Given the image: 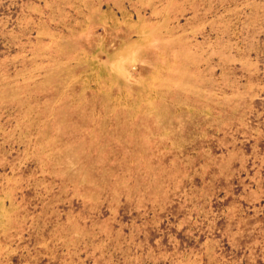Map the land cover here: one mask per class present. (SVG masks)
I'll use <instances>...</instances> for the list:
<instances>
[{"label":"rangeland","instance_id":"rangeland-1","mask_svg":"<svg viewBox=\"0 0 264 264\" xmlns=\"http://www.w3.org/2000/svg\"><path fill=\"white\" fill-rule=\"evenodd\" d=\"M0 264H264V0H0Z\"/></svg>","mask_w":264,"mask_h":264}]
</instances>
